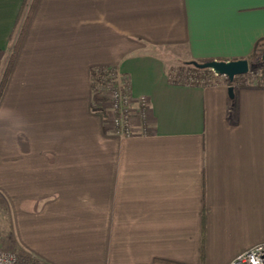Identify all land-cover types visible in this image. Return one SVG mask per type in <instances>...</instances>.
<instances>
[{
    "label": "crops",
    "instance_id": "obj_1",
    "mask_svg": "<svg viewBox=\"0 0 264 264\" xmlns=\"http://www.w3.org/2000/svg\"><path fill=\"white\" fill-rule=\"evenodd\" d=\"M31 2L0 0V80ZM258 42L264 0H37L0 99L19 245L46 264H230L264 242V89L168 76ZM93 68L127 78L132 135L96 105Z\"/></svg>",
    "mask_w": 264,
    "mask_h": 264
},
{
    "label": "trees",
    "instance_id": "obj_2",
    "mask_svg": "<svg viewBox=\"0 0 264 264\" xmlns=\"http://www.w3.org/2000/svg\"><path fill=\"white\" fill-rule=\"evenodd\" d=\"M36 2L37 0H32L31 2L29 12L22 25L19 37L17 38L14 44V48L12 50L11 56L9 58V61L3 73V76L0 80V99L2 97L3 91L9 79V76L11 74L15 58L17 56V53L20 48L23 37L26 33V30L29 25L30 18H31ZM259 48H260V42H258L255 45L254 50L250 54L249 57L241 58V59H248L251 62V60L257 56ZM261 54H259V56ZM263 55H262V61L260 65L256 67V69L251 70V72L245 75L236 76L233 81H230L229 79H227L225 83L221 80V77H222L221 75H216L213 71L208 70V69L197 68L194 65V62L206 63V62L213 61V59L190 61V62L182 63V65H180L177 68H171L168 73V76L171 82L176 83V84H181V85L212 87V86H217L221 84H226L228 88L230 86H233L235 92L239 89H244V88L264 89V58H263ZM219 61H225V60H219ZM115 70L117 69L116 68H93L92 69V72H91L92 88H93L95 96H97L100 93L101 91L100 87L111 80L110 76L111 74L113 75L112 72H114ZM94 110L103 112V110L96 108V107H94ZM22 259L23 261L21 264H37L36 258H32L26 255ZM154 264H175V263L156 260Z\"/></svg>",
    "mask_w": 264,
    "mask_h": 264
},
{
    "label": "built area",
    "instance_id": "obj_3",
    "mask_svg": "<svg viewBox=\"0 0 264 264\" xmlns=\"http://www.w3.org/2000/svg\"><path fill=\"white\" fill-rule=\"evenodd\" d=\"M112 73L111 80L100 87L102 92H108L112 100L108 120L118 134L130 136L133 133L131 120L133 100L130 86L127 78L119 71L115 70ZM139 102L141 115L145 118L149 109L148 99L142 96ZM0 264H19V260L15 253L0 250ZM230 264H264V242L240 253Z\"/></svg>",
    "mask_w": 264,
    "mask_h": 264
},
{
    "label": "rangeland",
    "instance_id": "obj_4",
    "mask_svg": "<svg viewBox=\"0 0 264 264\" xmlns=\"http://www.w3.org/2000/svg\"><path fill=\"white\" fill-rule=\"evenodd\" d=\"M262 53V54H261ZM264 53V43L260 45V48L258 49L257 56L251 60L250 62V71L256 69L262 61V55ZM259 54H261L259 56ZM182 65V64H181ZM248 72V73H249ZM222 80V78H221ZM227 80H223L225 83ZM100 97L102 104L96 103L97 106H102L105 107L107 106L106 109L109 110V112H103L107 115L106 117H110L111 111H110V106H111V98L108 92L100 91V93L97 95ZM105 109V108H104ZM0 250L7 251V252H12L15 253L18 257L19 264L22 263L23 257L24 256H29L32 258L37 259V264H46L44 261L40 260L39 258L33 256L31 253L28 251L24 250L19 243L16 241L14 232H13V225H12V216H11V205L10 201L5 197V195L1 194L0 192Z\"/></svg>",
    "mask_w": 264,
    "mask_h": 264
},
{
    "label": "water",
    "instance_id": "obj_5",
    "mask_svg": "<svg viewBox=\"0 0 264 264\" xmlns=\"http://www.w3.org/2000/svg\"><path fill=\"white\" fill-rule=\"evenodd\" d=\"M194 65L200 69L211 70L216 75L225 76L230 81H233L236 76L245 75L250 71V61L248 59H236L229 61L213 60L206 63L194 62ZM228 91L230 97L234 98V87L230 86Z\"/></svg>",
    "mask_w": 264,
    "mask_h": 264
}]
</instances>
